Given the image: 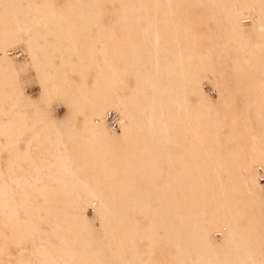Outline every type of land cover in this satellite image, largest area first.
I'll return each instance as SVG.
<instances>
[{
	"label": "bare ground",
	"instance_id": "obj_1",
	"mask_svg": "<svg viewBox=\"0 0 264 264\" xmlns=\"http://www.w3.org/2000/svg\"><path fill=\"white\" fill-rule=\"evenodd\" d=\"M263 163L264 0H0V264H264Z\"/></svg>",
	"mask_w": 264,
	"mask_h": 264
},
{
	"label": "rangeland",
	"instance_id": "obj_2",
	"mask_svg": "<svg viewBox=\"0 0 264 264\" xmlns=\"http://www.w3.org/2000/svg\"><path fill=\"white\" fill-rule=\"evenodd\" d=\"M243 24L246 26V25H248L249 24V21H248V18L247 19H245L244 21H243ZM27 86H26V90H27V92L30 94V95H32V96H37V95H39L38 93V91H39V88H38V85L36 84V82L35 83H33V82H30V83H27L26 84ZM206 85H208V86H206ZM205 91L211 96V97H215V95H216V92H215V89H214V87L211 85V83H209V82H206L205 83ZM57 108V109H56ZM54 110H56V112L57 113H59V115H64L65 113H66V111H67V107L65 106V105H63L62 103H56L55 105H54ZM114 111V110H113ZM108 125H109V123H108ZM109 127H111L110 125H109ZM111 128H113V127H111ZM36 156L38 157V159H40V160H43L44 159V155H43V152L41 151V150H36ZM262 181V180H261ZM262 182H264V181H262ZM87 213H88V216L91 218L93 215H94V212H93V209L92 208H87ZM39 222H40V225L43 227V228H45V226H46V224H45V221L43 220V217L42 216H40V218H39ZM217 237H221V235L220 234H218V235H216Z\"/></svg>",
	"mask_w": 264,
	"mask_h": 264
},
{
	"label": "built area",
	"instance_id": "obj_3",
	"mask_svg": "<svg viewBox=\"0 0 264 264\" xmlns=\"http://www.w3.org/2000/svg\"><path fill=\"white\" fill-rule=\"evenodd\" d=\"M105 118L111 127H114V128L118 127V114L115 111L109 110L106 113ZM257 171H258L259 179L264 180V163L257 165Z\"/></svg>",
	"mask_w": 264,
	"mask_h": 264
}]
</instances>
